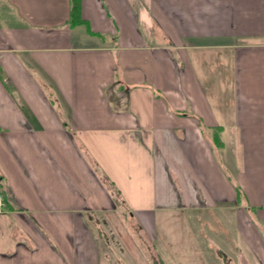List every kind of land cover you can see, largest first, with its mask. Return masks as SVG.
<instances>
[{
  "label": "crops",
  "instance_id": "obj_1",
  "mask_svg": "<svg viewBox=\"0 0 264 264\" xmlns=\"http://www.w3.org/2000/svg\"><path fill=\"white\" fill-rule=\"evenodd\" d=\"M70 10L0 0V264H264V0Z\"/></svg>",
  "mask_w": 264,
  "mask_h": 264
},
{
  "label": "rangeland",
  "instance_id": "obj_2",
  "mask_svg": "<svg viewBox=\"0 0 264 264\" xmlns=\"http://www.w3.org/2000/svg\"><path fill=\"white\" fill-rule=\"evenodd\" d=\"M114 201L116 204H118V207L119 206L120 207L117 209L115 213H113V215L117 219H119L117 221V227L122 229L119 231V229L116 226H114L115 230L118 232L110 231L108 232L109 234L106 233V236L104 237L105 239L107 238L109 242L107 243V240L104 241L106 247H109V249L111 248L112 251H114V253L111 255L113 264H131L130 263L131 259L130 258L127 259L126 253L123 252L124 248H127V250H129L128 245L133 246L130 247V249L133 251V253H136L137 255L140 256L137 257V259H139L138 261L136 262L133 261L134 264H151V255L153 254L154 256H156V252H157L156 250H159L158 247L155 245L156 244L155 241L146 240L145 242V239L140 235V226L136 225V223L132 221L130 212L125 211V209H121L122 203L118 199H114ZM109 215L110 214H106L107 217ZM101 218L103 219V216ZM124 235L126 237V241H124V238L122 237ZM197 235H199V233ZM128 236H131V238H129ZM117 247L120 248L119 251H117ZM130 257L132 258V255ZM102 259H103L102 264H107V261H105L104 258Z\"/></svg>",
  "mask_w": 264,
  "mask_h": 264
},
{
  "label": "trees",
  "instance_id": "obj_3",
  "mask_svg": "<svg viewBox=\"0 0 264 264\" xmlns=\"http://www.w3.org/2000/svg\"><path fill=\"white\" fill-rule=\"evenodd\" d=\"M81 23H84L81 17V0H71L70 24L77 25ZM152 264H163V262L161 260H154Z\"/></svg>",
  "mask_w": 264,
  "mask_h": 264
},
{
  "label": "built area",
  "instance_id": "obj_4",
  "mask_svg": "<svg viewBox=\"0 0 264 264\" xmlns=\"http://www.w3.org/2000/svg\"><path fill=\"white\" fill-rule=\"evenodd\" d=\"M3 202H4V201H3V198H2V196L0 195V206L3 205Z\"/></svg>",
  "mask_w": 264,
  "mask_h": 264
}]
</instances>
